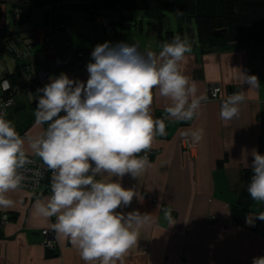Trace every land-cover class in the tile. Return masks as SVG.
<instances>
[{"label": "crops", "instance_id": "1", "mask_svg": "<svg viewBox=\"0 0 264 264\" xmlns=\"http://www.w3.org/2000/svg\"><path fill=\"white\" fill-rule=\"evenodd\" d=\"M21 2L12 3L14 11L8 18L7 0H0V34L14 31L21 40L17 49L25 66L19 69V80L26 81V87L15 92L6 118L25 137L27 146V137L38 136L47 127L35 125V96L27 80L36 78L38 70H48L50 77L66 73L86 83V66L95 46L91 31L81 22L52 30L43 9H35L39 14L32 26L34 11L28 22L19 24L14 6ZM96 18L104 29L116 34L112 22L107 26L103 23L108 17ZM163 43L149 34L144 46L135 44L141 52L150 49L158 53ZM15 60L14 69H3L5 74L0 68V80L18 72ZM182 70L197 83L198 95L207 96L210 85L219 84L222 92H244L246 101L240 105L239 118L231 121L220 118L221 104L210 99L202 102L199 116L190 122L165 121L167 135L155 137L150 151L156 154L148 155L150 167L140 178L125 175L121 181L123 187L139 192L141 199L134 197L130 206L117 211L149 216L140 229L138 244L124 258L125 264H252L254 257L264 256V220L257 229L251 227L255 216L264 212V204L255 202L248 227L235 222L231 208L243 185V171L252 169V150L264 155V43L227 51L213 48L203 55L192 45ZM243 73L257 75L260 87L251 89L242 83ZM49 78L40 83L41 88ZM2 94L0 87V97ZM166 103L154 93V118L165 113ZM199 128L204 129V138L194 144L185 133ZM28 155L35 156L30 150ZM6 195L15 203L11 208H0V264H85L67 237L54 232L58 241L55 250L42 246L41 231H53L56 222L55 217L45 219L34 211L37 199L46 203L49 198L42 189L37 194L17 189ZM163 207L171 212L172 224L165 219Z\"/></svg>", "mask_w": 264, "mask_h": 264}, {"label": "clouds", "instance_id": "2", "mask_svg": "<svg viewBox=\"0 0 264 264\" xmlns=\"http://www.w3.org/2000/svg\"><path fill=\"white\" fill-rule=\"evenodd\" d=\"M160 49L141 52L135 43L97 44L86 66V83L66 73L50 77L37 90L34 111L35 125L47 127L27 137V146L13 122L0 113V208L14 206L6 194L22 187L23 171L32 162L30 150L52 173L51 196L46 203L37 199L34 211L45 219L56 218L53 231L69 239L85 264H125L149 216L117 211L130 206L134 197L141 199L121 181L125 175L140 178L150 167L147 153L155 137L167 135L166 120L192 121L207 99L182 70L192 51L187 38L174 35ZM243 77L251 89L260 87L257 75ZM10 86L8 80L0 84L4 91ZM154 93L167 102L164 118L153 116ZM245 101L242 91L230 94L221 103L220 118L238 119ZM185 135L199 143L204 129ZM251 155L247 192L258 205L264 204V155L256 149ZM255 218L264 220V212ZM165 219L172 224L167 209ZM252 264H264V256L254 257Z\"/></svg>", "mask_w": 264, "mask_h": 264}, {"label": "trees", "instance_id": "3", "mask_svg": "<svg viewBox=\"0 0 264 264\" xmlns=\"http://www.w3.org/2000/svg\"><path fill=\"white\" fill-rule=\"evenodd\" d=\"M14 7L21 13L20 23L28 22L35 9H43L46 23L52 30L61 23L65 24L69 21L72 12L83 13L85 19L93 20L97 19L95 17L99 16L100 11H141L150 19L148 32L156 38L157 42H171L174 35H180L182 38H187L191 45L198 44L201 55L213 48L227 51L241 49L255 43H264V0H25ZM166 12L179 15V27L176 32L166 31L164 34L163 20ZM107 21L109 25L110 20L107 19ZM186 22H194L195 28L186 29L184 27ZM124 26L130 27L129 24ZM217 31H223L226 34L216 36ZM16 35L14 31L0 34V48L13 55L19 63L18 72L8 73L0 80V84L8 80L11 85L8 91L2 90L3 94L0 97V104L11 100V104L5 111L6 116L8 108L14 102L15 92L26 87L24 85L26 81L19 80L20 70L25 65L21 56H17L9 47L13 44L17 48L21 40L17 39ZM40 83L37 76L27 80V85L35 96L33 102L35 107L39 96L37 90L41 88ZM252 175V169L243 171V185L236 203L231 208L235 222L242 227H248V218L255 204L247 192ZM260 222V219L255 218L251 227L257 229Z\"/></svg>", "mask_w": 264, "mask_h": 264}, {"label": "rangeland", "instance_id": "4", "mask_svg": "<svg viewBox=\"0 0 264 264\" xmlns=\"http://www.w3.org/2000/svg\"><path fill=\"white\" fill-rule=\"evenodd\" d=\"M21 1H25V0H7L8 18L10 16L11 11H14L11 8L12 3L21 2ZM37 12L39 11L34 10L33 16L31 18V26L34 24L35 21H37L36 14H39ZM40 14H42V12ZM99 16L108 17L111 20L110 21L112 22L111 26L116 27V34L113 33V30L110 31V28H108V30L104 29L103 25L100 24L102 22L98 23L96 19L93 20L85 19V15L83 13H73V12L70 13L71 19L70 21H68L69 24L66 22L65 25L69 26L70 24H76L77 22H81L88 31H91L94 37L93 38L94 46L105 42H111L113 45L119 42H126L129 44L139 43L142 44L143 46L146 44L148 40V35L150 34L148 32L150 19H148L146 15H143L141 11H137V10L100 11ZM15 18L16 17H14V19ZM19 24L23 25L24 23H19ZM124 24H129L130 27L126 28ZM178 27H179V15L176 13L166 12L163 20L164 34L166 33V31L176 32L178 30ZM184 27L186 29L189 27L195 28V24L194 22L191 23L186 22V24H184ZM197 49L199 54L198 44H197ZM0 56L3 57V59L0 60V68H2V70L0 69L1 73L4 72L5 74L6 71H4L3 69L6 67L10 69H14L16 65V60L13 57V55L0 49Z\"/></svg>", "mask_w": 264, "mask_h": 264}, {"label": "built area", "instance_id": "5", "mask_svg": "<svg viewBox=\"0 0 264 264\" xmlns=\"http://www.w3.org/2000/svg\"><path fill=\"white\" fill-rule=\"evenodd\" d=\"M21 13L19 10H15V16L20 17ZM98 20V18H97ZM103 22L105 25H107L108 21L107 19H103ZM66 24V23H65ZM64 23H61L57 28L55 29H62L65 26ZM11 51H13L17 56H21L20 52H18L15 45L11 44L9 45ZM17 49V50H16ZM82 53H79V56H81ZM37 80L39 82H43L46 79L50 77V72L48 70H39L37 72ZM3 83V81H2ZM1 83V84H2ZM10 84V83H9ZM2 88V87H1ZM10 89V88H9ZM8 89V90H9ZM3 90V88H2ZM4 91V90H3ZM234 93L232 90H228L227 92H222V89L219 84H212L210 85L208 92H207V99L217 101L218 103H222L223 100H226L227 97ZM11 104V100H7L5 102H2L0 104V113H4L6 111V108ZM164 113L161 114L160 118H164ZM29 158L31 159V163L26 166V170L23 171V175L25 176V180L23 181L22 187L19 189H23L30 194H37L41 189L43 192H45L48 197L51 196V176L52 173L47 169V167L43 164L42 160L29 155ZM5 221H7V215L4 216ZM41 234L43 236V240L41 242L42 246L47 248L48 250L52 251L55 250V248L58 246V241L55 236L54 231L50 229H43L41 231Z\"/></svg>", "mask_w": 264, "mask_h": 264}, {"label": "bare ground", "instance_id": "6", "mask_svg": "<svg viewBox=\"0 0 264 264\" xmlns=\"http://www.w3.org/2000/svg\"><path fill=\"white\" fill-rule=\"evenodd\" d=\"M163 113H164V112H161V113L159 114V117H158V118H160L161 114H163ZM164 114H165V113H164ZM155 154H156L155 151H152V152L149 151V152H148V155H150V156H151V155H155ZM154 201L157 202L156 199H154ZM162 209L165 210L166 208L163 207Z\"/></svg>", "mask_w": 264, "mask_h": 264}, {"label": "water", "instance_id": "7", "mask_svg": "<svg viewBox=\"0 0 264 264\" xmlns=\"http://www.w3.org/2000/svg\"><path fill=\"white\" fill-rule=\"evenodd\" d=\"M225 34H226V32L223 33V31H217V32H215V35L216 36H223Z\"/></svg>", "mask_w": 264, "mask_h": 264}]
</instances>
